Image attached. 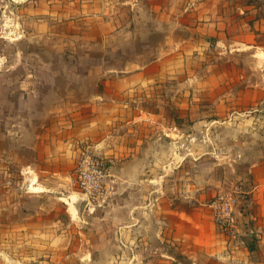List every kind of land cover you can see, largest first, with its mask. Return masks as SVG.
I'll list each match as a JSON object with an SVG mask.
<instances>
[{
    "label": "rangeland",
    "instance_id": "obj_1",
    "mask_svg": "<svg viewBox=\"0 0 264 264\" xmlns=\"http://www.w3.org/2000/svg\"><path fill=\"white\" fill-rule=\"evenodd\" d=\"M9 1L15 5L13 11L0 0V264H154L155 258L164 257L174 247L155 234L160 223L154 213L155 193L149 185L153 182L145 180V189L139 181L114 178L117 168L126 164V93L116 95L114 101L107 99L109 85L100 79L109 68L126 69V58L138 53L126 52V42L114 44L112 38L106 47L88 44V32L95 31V24L99 30L108 29L105 21L83 18L77 21L80 28L73 29L68 22L38 17L47 15L42 12L30 13L34 8L43 9L37 2L30 4L29 11L20 0ZM224 10L233 13L234 4ZM113 24L125 25L126 21ZM73 30L76 35H68ZM101 40L98 36L97 41ZM155 56L156 52L148 50L142 58L149 61ZM253 62L249 53L212 56L214 79L246 80L226 85L231 90L229 100L218 99L221 85L217 83L210 85L212 99L204 100L202 88L206 85L187 84L186 69L180 73L179 84L168 91L180 97L182 93L181 100L175 103L164 98L144 106L161 110L163 116L156 119L166 124L213 125L207 135L201 128L193 134L198 147L195 157L214 151L219 140L239 135L236 129L264 124V113L249 112L250 106L237 103L234 97V88H245L251 77L264 85V61H259L257 69H252ZM204 71L190 69L198 76ZM188 90L197 95L193 100L196 110L187 115L190 101L184 100V95ZM107 110H114V119L100 126L107 119ZM219 125L230 126L221 129V137ZM185 132H177L181 140L178 157L195 146L185 143ZM109 133L118 138L115 144L110 142L113 151L99 152L93 143ZM64 138L68 143L82 141L80 149L68 143L58 145L57 140ZM89 157L113 161L112 175L96 193L83 187L77 171L79 163ZM170 163L161 165L164 173L173 171L168 170L174 165ZM87 167V174L92 175L93 169ZM33 180L40 190L30 189ZM172 182L163 180L164 190L171 191Z\"/></svg>",
    "mask_w": 264,
    "mask_h": 264
},
{
    "label": "crops",
    "instance_id": "obj_2",
    "mask_svg": "<svg viewBox=\"0 0 264 264\" xmlns=\"http://www.w3.org/2000/svg\"><path fill=\"white\" fill-rule=\"evenodd\" d=\"M20 2L26 3L29 11L30 4L37 2L43 9L34 8L30 13L42 12L47 15L38 17L68 22L73 29L80 28L77 21L83 18L105 21L108 29L99 30V25L95 24V31L88 32L91 37L88 44H103L106 47L112 38L115 39L114 44L126 42V52L138 53L133 58H126V69L109 68L100 79L103 78L104 84L109 85L106 88L107 99L114 101L116 95L126 93V164L117 168L114 178L139 181L145 189L148 186L145 180L153 182V185H149L155 193L156 203H151L156 206L154 213L160 223L155 234L162 243L174 247V251L166 252L164 257L155 258L154 264H264V124L251 126L248 130L236 129L235 132L240 134L231 135L233 140H219L216 142L218 148H214V151H203L195 157L197 146L193 131L201 128L203 134L207 135L213 125L166 124L156 119L163 116L161 110L158 111L155 106L152 109L144 106L149 102L156 104V101L164 98L175 103L181 100L182 93L180 97L179 93L168 91L173 90L169 87L179 84L180 73L186 72V69L189 70L185 78L187 84L206 85L202 88L204 100L212 99L210 85L215 83L221 85L218 99L229 100L231 90L226 85L246 80L222 76L214 79L212 56L249 53L254 58L252 69L259 67V61H264V0H255L254 3L248 0ZM230 3L234 4L233 13L224 10ZM28 17H31L30 14ZM120 19L125 20L126 24H113ZM68 35H76V31ZM98 36L102 38L99 42ZM120 36L121 39H118ZM148 50L156 52L153 60L142 58ZM261 52L263 54H259ZM191 68L204 69L205 73L198 76L190 72ZM216 79L218 82H215ZM248 82L245 88H234V97L237 103L250 106L252 111L249 112L260 110L263 115L264 85L252 80V77ZM196 95L194 90H188L184 95V100L190 101L186 107L187 115L196 110L193 104ZM113 111L108 113L107 110V119L100 126L112 122ZM101 116L99 114L97 118ZM228 127L219 125L218 131ZM182 130H186L185 143L195 146L178 157L181 152L177 144L181 140L177 139V132ZM244 131L250 134H244ZM206 138L203 137V142L207 141ZM74 140L75 143H68L70 141L67 142L65 138L58 139L57 143H63L64 147L68 143L79 150L82 141ZM115 140L118 138L109 133L94 142L93 146L99 152L110 153L113 151L109 148L110 142L115 144ZM207 154L211 156H205ZM168 162L174 163L172 168H168L173 171L166 170L168 173H164L161 165ZM167 174L170 176L167 177ZM34 180L31 190L38 187L33 186ZM163 180L173 181L171 191L164 190ZM221 190H234L238 196L234 234L217 227L209 207V201ZM116 201L117 197H114L113 202Z\"/></svg>",
    "mask_w": 264,
    "mask_h": 264
},
{
    "label": "built area",
    "instance_id": "obj_3",
    "mask_svg": "<svg viewBox=\"0 0 264 264\" xmlns=\"http://www.w3.org/2000/svg\"><path fill=\"white\" fill-rule=\"evenodd\" d=\"M112 159H95L93 157L86 158L77 166L79 179L86 190L91 193L101 191L103 183L112 175L111 163ZM90 167L94 173L87 174ZM238 203V196L234 190H221L210 201L209 207L213 213V220L217 227L224 232L234 234L237 224L235 219V210Z\"/></svg>",
    "mask_w": 264,
    "mask_h": 264
},
{
    "label": "bare ground",
    "instance_id": "obj_4",
    "mask_svg": "<svg viewBox=\"0 0 264 264\" xmlns=\"http://www.w3.org/2000/svg\"><path fill=\"white\" fill-rule=\"evenodd\" d=\"M32 189L35 190V191H38V190H40L41 188H40V187H33ZM61 199L67 201V199L64 198V197L61 198ZM70 203H71L70 205H71V208H72L71 211H73V213L76 215V213H77L76 207H75V205H74L72 202H70Z\"/></svg>",
    "mask_w": 264,
    "mask_h": 264
},
{
    "label": "water",
    "instance_id": "obj_5",
    "mask_svg": "<svg viewBox=\"0 0 264 264\" xmlns=\"http://www.w3.org/2000/svg\"><path fill=\"white\" fill-rule=\"evenodd\" d=\"M5 1L7 3V8L10 9L11 11H13V9L15 8V5L12 2H10L9 0H5ZM77 209L81 211V205L78 204Z\"/></svg>",
    "mask_w": 264,
    "mask_h": 264
}]
</instances>
